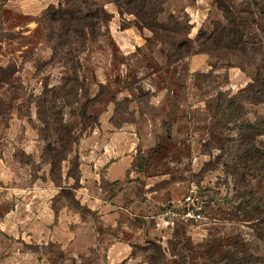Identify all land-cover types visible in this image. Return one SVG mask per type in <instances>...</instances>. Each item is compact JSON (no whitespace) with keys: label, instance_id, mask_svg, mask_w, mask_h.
I'll list each match as a JSON object with an SVG mask.
<instances>
[{"label":"rangeland","instance_id":"obj_1","mask_svg":"<svg viewBox=\"0 0 264 264\" xmlns=\"http://www.w3.org/2000/svg\"><path fill=\"white\" fill-rule=\"evenodd\" d=\"M90 1L104 8L100 30L74 47L71 69L53 59L43 11L32 18L0 0V254L8 220L24 218L11 208L48 181L61 186L55 201L106 237L124 220L147 264L264 261V0ZM109 144L131 167L123 180L102 179L100 195L135 203L111 227L75 191L80 160ZM191 189L205 218L166 214ZM143 225L163 237L138 233ZM104 251L93 247L80 264Z\"/></svg>","mask_w":264,"mask_h":264},{"label":"crops","instance_id":"obj_2","mask_svg":"<svg viewBox=\"0 0 264 264\" xmlns=\"http://www.w3.org/2000/svg\"><path fill=\"white\" fill-rule=\"evenodd\" d=\"M56 2L58 0H7V5L15 11L35 18ZM32 22L34 21L23 27L33 28L36 23ZM90 137L93 138V134ZM94 149L101 150V153H95V157L88 161L79 162L80 183L83 185L75 191L78 192L80 204L89 208L94 215H99L105 226L111 227L118 222V214H133L131 205L135 203L127 202L121 206L114 205L113 199L103 200L99 184L102 179L113 183L127 177L131 159L121 153L112 154L122 149H117L111 144ZM56 188L61 186L55 187L45 181L40 187L35 185L23 192L17 199L10 215H23L24 218H18L17 221L8 220L10 227L6 226L5 232L8 234H3L0 264H80L83 254H90L93 247L98 245L104 247L105 251L101 262L94 264H147L142 258L132 254L133 241L123 229L128 227L124 225V220L121 221L123 226L119 234L106 237V233L99 230L92 217L83 218L66 204L55 201L58 193ZM140 232L145 236L152 234L154 237H163V231L159 228L149 229L143 225L138 229V233ZM85 233L89 236L87 244H83L81 240ZM48 246L53 247L54 251L47 249Z\"/></svg>","mask_w":264,"mask_h":264},{"label":"trees","instance_id":"obj_3","mask_svg":"<svg viewBox=\"0 0 264 264\" xmlns=\"http://www.w3.org/2000/svg\"><path fill=\"white\" fill-rule=\"evenodd\" d=\"M115 2L119 7L127 9L126 7L136 0ZM99 6L97 2L90 0H58L56 5L50 4L42 12L38 22L42 23L46 30V39L52 49L54 60L67 63L71 69H75L73 65L75 61L79 67V60L75 55L77 50L74 47L84 49L87 37L95 39L98 35L104 11L103 6H100L101 8ZM234 41L235 38H231V42ZM249 264H264V261L255 260Z\"/></svg>","mask_w":264,"mask_h":264},{"label":"built area","instance_id":"obj_4","mask_svg":"<svg viewBox=\"0 0 264 264\" xmlns=\"http://www.w3.org/2000/svg\"><path fill=\"white\" fill-rule=\"evenodd\" d=\"M204 200L197 195L195 190H190L184 198L183 206L177 210H167L166 214L170 213L174 217L181 218L185 221L188 220H203L204 216Z\"/></svg>","mask_w":264,"mask_h":264}]
</instances>
